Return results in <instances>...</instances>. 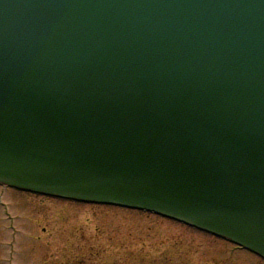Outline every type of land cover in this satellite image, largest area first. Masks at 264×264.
Instances as JSON below:
<instances>
[{
  "label": "water",
  "instance_id": "95a60500",
  "mask_svg": "<svg viewBox=\"0 0 264 264\" xmlns=\"http://www.w3.org/2000/svg\"><path fill=\"white\" fill-rule=\"evenodd\" d=\"M0 183L264 258V0H0Z\"/></svg>",
  "mask_w": 264,
  "mask_h": 264
},
{
  "label": "rangeland",
  "instance_id": "374dc122",
  "mask_svg": "<svg viewBox=\"0 0 264 264\" xmlns=\"http://www.w3.org/2000/svg\"><path fill=\"white\" fill-rule=\"evenodd\" d=\"M0 202V264H264L234 243L153 213L1 186Z\"/></svg>",
  "mask_w": 264,
  "mask_h": 264
}]
</instances>
